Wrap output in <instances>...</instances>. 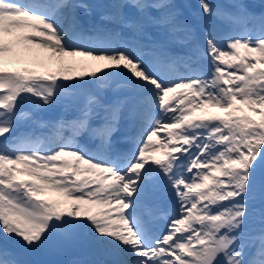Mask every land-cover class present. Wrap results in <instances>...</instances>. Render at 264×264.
I'll return each mask as SVG.
<instances>
[{
    "label": "snow or ice",
    "instance_id": "obj_1",
    "mask_svg": "<svg viewBox=\"0 0 264 264\" xmlns=\"http://www.w3.org/2000/svg\"><path fill=\"white\" fill-rule=\"evenodd\" d=\"M0 264H264V0H0Z\"/></svg>",
    "mask_w": 264,
    "mask_h": 264
},
{
    "label": "bare ground",
    "instance_id": "obj_2",
    "mask_svg": "<svg viewBox=\"0 0 264 264\" xmlns=\"http://www.w3.org/2000/svg\"><path fill=\"white\" fill-rule=\"evenodd\" d=\"M53 68H55V65H52ZM155 140V138H154ZM150 155L154 156L155 158H161L162 157V152L160 151H154V152H150Z\"/></svg>",
    "mask_w": 264,
    "mask_h": 264
},
{
    "label": "rangeland",
    "instance_id": "obj_3",
    "mask_svg": "<svg viewBox=\"0 0 264 264\" xmlns=\"http://www.w3.org/2000/svg\"><path fill=\"white\" fill-rule=\"evenodd\" d=\"M44 55H46V54H44ZM247 114L252 116L253 119H257V120L259 119V117L256 116L254 113L248 112Z\"/></svg>",
    "mask_w": 264,
    "mask_h": 264
}]
</instances>
